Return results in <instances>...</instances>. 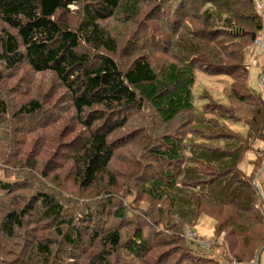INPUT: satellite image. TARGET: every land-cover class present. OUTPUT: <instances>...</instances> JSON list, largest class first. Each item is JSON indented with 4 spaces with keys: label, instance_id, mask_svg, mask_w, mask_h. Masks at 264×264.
<instances>
[{
    "label": "trees",
    "instance_id": "trees-1",
    "mask_svg": "<svg viewBox=\"0 0 264 264\" xmlns=\"http://www.w3.org/2000/svg\"><path fill=\"white\" fill-rule=\"evenodd\" d=\"M157 2L177 4L174 15L157 31L146 27L117 63V43L101 23L136 19L139 0H0L3 69L24 63L51 73L77 121L37 128L29 145L3 133L0 255L15 247L12 264H169L168 246L194 259L187 264L253 261L264 222L238 167L256 141L264 144V101L248 88L245 65L261 17L252 0ZM196 72L231 79L226 105L209 98L195 106ZM41 110L34 99L14 108L0 94V117ZM60 189L88 204L79 218ZM202 216L214 222L213 240L221 236L207 249H220L219 262L183 236Z\"/></svg>",
    "mask_w": 264,
    "mask_h": 264
},
{
    "label": "rangeland",
    "instance_id": "rangeland-1",
    "mask_svg": "<svg viewBox=\"0 0 264 264\" xmlns=\"http://www.w3.org/2000/svg\"><path fill=\"white\" fill-rule=\"evenodd\" d=\"M176 6L177 4L175 3L164 6L159 5L158 2L154 3V0H139L140 14L136 19L128 22L122 19L121 16H118L115 19L101 23L117 43L118 52L117 54L111 55L112 58L117 63L124 62L125 59L122 57L127 54L130 43H133L139 36H146V27H148V30L157 31L156 27L160 25V22H162L164 18H169L174 15ZM153 14H156L159 18H154L153 21H150ZM0 73L5 75V79L0 85V94L7 102H9V105L15 108L20 104L34 99L41 103L43 109L34 117L14 119L11 117L13 112L11 113L10 111L7 112L5 116L0 117V141L1 138H3L4 132L7 133L9 131H14L15 134H12L15 135L17 141L26 140L29 145L31 140L30 135L34 133L37 128V131H39L48 126H54L60 118L66 117L67 120L68 118L70 119L72 113L69 109L70 104L68 103L65 91L61 89L58 81L51 73H33L24 63L12 68L11 70H4L0 63ZM230 83L231 79L228 77L207 76L201 72H196L195 81L191 89L195 106L199 108L204 102H207L209 98L214 99L219 104L225 105L226 100L222 96L221 92L224 88H227ZM73 118L69 121L70 127L71 125L74 126L77 124V121ZM142 119H146V115H144ZM32 120H35L34 123H36V125L31 122ZM229 124L232 126L233 130L244 128L240 122H229ZM137 129L138 128H136L131 121L128 125L127 131H134L133 134H136L138 133ZM27 148L28 147L25 149ZM39 161L41 164L44 160L41 158ZM58 163H62V161L60 160ZM8 179H13V177ZM59 192L67 198L65 206L67 211H70L75 215V217L79 218V215L82 213L79 211L80 207L82 206L83 209L84 205L88 204L82 200L80 197L81 195H77L73 191H69L68 189H63L61 191L60 189ZM116 200L124 202V204L126 203V199L123 195H119ZM109 224L110 225L108 227H111V225H118V222H116V224H114V222H110ZM213 225L214 222L209 217L202 216L198 220L196 226H194L190 231L195 233L197 237L202 238L207 242H211V240H213ZM150 240H152V238H150ZM221 241L220 236L217 240V244ZM3 247H5V254L0 255V259H5L7 262H3L2 264H12L13 261H15L13 259L15 247H9L7 245H4ZM189 247L191 249L197 248L195 245L190 244ZM176 249V246H168V248L165 249L167 251L166 253L171 254L170 256H172L171 263L170 260L167 263L174 264L177 261L181 264H187L189 261L193 263V258H189L187 254H182ZM203 252L210 254L207 250H203ZM220 252L219 248H215L213 253L210 255L219 262V260L221 261L222 259ZM7 253L11 256H7ZM162 254L160 257H163ZM200 262L204 263V261ZM161 263L165 264L164 261ZM63 264H71V261H63ZM120 264L125 263L120 262ZM136 264L140 263H137L136 261Z\"/></svg>",
    "mask_w": 264,
    "mask_h": 264
},
{
    "label": "crops",
    "instance_id": "crops-1",
    "mask_svg": "<svg viewBox=\"0 0 264 264\" xmlns=\"http://www.w3.org/2000/svg\"><path fill=\"white\" fill-rule=\"evenodd\" d=\"M252 1L254 5H264V0ZM260 17L262 25H264V11L260 13ZM245 65L247 68L246 84L248 88L264 101V40L259 48L252 46V48L249 49L246 54ZM227 126L229 129L242 136L246 135V128L244 126L243 127L245 129L243 128L239 130H233L229 122H227ZM238 168L245 178L250 180L255 188L256 209L258 215L264 222V144L262 142L256 141L253 145V148L244 155V158L239 164ZM248 264H264V235L253 261L249 262Z\"/></svg>",
    "mask_w": 264,
    "mask_h": 264
},
{
    "label": "built area",
    "instance_id": "built-area-1",
    "mask_svg": "<svg viewBox=\"0 0 264 264\" xmlns=\"http://www.w3.org/2000/svg\"><path fill=\"white\" fill-rule=\"evenodd\" d=\"M254 8H255L256 13L259 16H260V13L264 11V5L262 4H256L254 5ZM263 40H264V25H262L261 31L256 35L254 39V42H253L254 47L259 48ZM183 236L186 239L198 244L200 248L205 249V250L209 249V247L212 244L218 243L217 240H211V242H207L203 239H200L199 237H197L195 233L191 232L190 230L185 231Z\"/></svg>",
    "mask_w": 264,
    "mask_h": 264
},
{
    "label": "water",
    "instance_id": "water-1",
    "mask_svg": "<svg viewBox=\"0 0 264 264\" xmlns=\"http://www.w3.org/2000/svg\"><path fill=\"white\" fill-rule=\"evenodd\" d=\"M257 257H258V254H257Z\"/></svg>",
    "mask_w": 264,
    "mask_h": 264
}]
</instances>
